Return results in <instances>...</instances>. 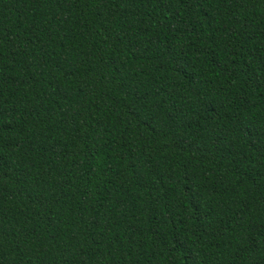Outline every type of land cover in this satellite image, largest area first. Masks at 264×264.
Returning a JSON list of instances; mask_svg holds the SVG:
<instances>
[{"label": "trees", "instance_id": "1", "mask_svg": "<svg viewBox=\"0 0 264 264\" xmlns=\"http://www.w3.org/2000/svg\"><path fill=\"white\" fill-rule=\"evenodd\" d=\"M0 264H264V0H0Z\"/></svg>", "mask_w": 264, "mask_h": 264}]
</instances>
